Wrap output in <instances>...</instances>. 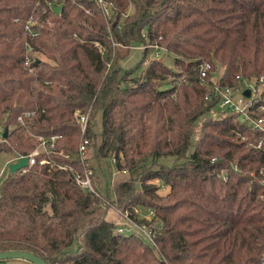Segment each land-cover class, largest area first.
I'll list each match as a JSON object with an SVG mask.
<instances>
[{
  "label": "trees",
  "instance_id": "16d2710c",
  "mask_svg": "<svg viewBox=\"0 0 264 264\" xmlns=\"http://www.w3.org/2000/svg\"><path fill=\"white\" fill-rule=\"evenodd\" d=\"M44 1L0 0V153L28 154L37 135L57 134L52 157L90 167L100 195L39 161L8 172L0 251H31L49 264H260L264 136L258 146L254 139L264 132L233 120L237 113L209 112L220 97L214 85L264 77V0H107L108 19L94 0H61L58 13ZM30 17L39 21L27 29ZM135 40L143 57L125 68ZM155 43L182 65L176 84L160 85L171 71L161 59L141 65ZM204 60L211 66L201 76ZM87 112L92 152L63 158L59 150L77 151L78 115ZM136 205L153 208L152 217ZM115 208L150 223L156 242L117 231Z\"/></svg>",
  "mask_w": 264,
  "mask_h": 264
},
{
  "label": "built area",
  "instance_id": "2783aa9c",
  "mask_svg": "<svg viewBox=\"0 0 264 264\" xmlns=\"http://www.w3.org/2000/svg\"><path fill=\"white\" fill-rule=\"evenodd\" d=\"M96 1L102 8L105 17H109L110 14V9H109V2H107V0H94ZM40 3V5L42 6V8L44 9H51L53 12V6L58 5L59 3H62L61 0H45L43 3ZM55 13V12H54ZM36 20L39 21V19H34L32 17L29 18L28 23L26 24V28L27 29H32V25L34 23H36ZM42 24V23H41ZM155 45L156 49V53H159V47L156 43L152 44ZM211 63L207 60L201 61L200 62V74L201 76H205L207 73V70L210 68ZM261 78H264L263 75H260ZM231 86L234 85H223V87H219L217 85H214V89L216 94H220L219 96V101H218V107L222 108V109H226L227 111H231L233 113H239L241 112H245V116L250 120L253 119V115L252 113L249 112L250 110V104L251 101H248L245 97H235V95H233L231 92H229ZM27 115H31L32 112H26ZM89 112L87 113H80L78 115V120L81 124V132L83 134L81 140L79 141V145L77 148V151L75 153H68L65 152L64 150H59L58 154H60L63 158H70L72 159L75 156L80 157L82 160L85 159L86 153L88 151V144H89V138L87 136H85V131L87 129V122L89 120ZM19 120L23 122V116L20 115L19 116ZM2 137V134L0 132V138ZM58 137L57 134H53L50 136H43V135H37V139H38V145L36 147H34L32 149V151L28 154H23V153H19L17 154V157L13 159V161H17V159L21 156L27 155L28 157V165L30 166L33 163L39 161L40 163H46L49 164L50 167H56L59 169H67L69 171V173L72 175L73 179L75 180V182L85 188L88 189L90 191H93V193H96L98 195H100L99 191H97L96 186L93 182L92 179V169L90 167H84L83 170H78V168L72 163L69 162L67 160H57L56 158H53L51 153L52 152H56V145L54 143L55 138ZM41 153H45L44 156L41 157H37V155L41 154ZM216 156H213V159H215ZM26 166L21 167L20 169L24 170ZM19 170V169H18ZM260 171V180L262 182V184L264 185V166H261L259 168ZM10 172V171H9ZM13 173V172H10ZM117 211V214L119 215V217L117 218L116 222V230L121 231V232H129V231H134V230H138L139 232H141L146 238H148V240H151L152 242H156L155 238L153 236V232L151 231V224L146 223V222H141L138 221L136 219H133L130 217V215L128 214L127 210H122L120 208H115ZM150 213L152 214L153 210L152 208H149ZM123 217L126 218V222L127 224H121L118 220L122 219ZM264 262V256L261 259L260 264H263Z\"/></svg>",
  "mask_w": 264,
  "mask_h": 264
},
{
  "label": "rangeland",
  "instance_id": "374dc122",
  "mask_svg": "<svg viewBox=\"0 0 264 264\" xmlns=\"http://www.w3.org/2000/svg\"><path fill=\"white\" fill-rule=\"evenodd\" d=\"M134 8V5L131 3L128 7H127V11H130ZM109 17H107L106 19H108ZM111 35V34H110ZM112 36V35H111ZM156 48L155 45H149L148 46V51L145 55V60L141 63L142 66H144V64L147 63V61L150 58L153 57H157L159 59L162 60V62H164L165 64H167L169 66V68L171 69V71L173 72H168L165 74L164 77L160 78V85H164V86H169L171 84H176V82H178L179 80H181L180 78L184 75L185 71L183 70L182 65L177 64L176 62L174 63V58L173 55L168 53L166 49L159 47V53H156ZM130 52L128 53L127 56H125L124 58H122L120 60V63L123 67L125 68H129L130 66H135L136 64H138L140 62V60L143 57V49H142V44L135 40L132 42L131 47H130ZM34 53V52H33ZM36 55H39L41 57H44L45 54H42L40 52H35ZM215 66L212 70V75L211 78H213L214 81H217V77L219 75L220 72H222L223 69V65H221L218 62H215ZM141 66V67H142ZM263 84H264V79L260 77L259 82H256L255 80L252 79H248L246 77H243L241 79V81H238V83H236L234 86H231L229 92H231L233 95H235V97L239 98V97H245L248 101H251L250 104V110L249 112L252 113L253 115V119L249 121V119L245 116V112H239L237 113L235 116L233 115V120L234 119H239L242 121H246L247 123L251 124L252 127H257L259 128L262 132H264V94H263ZM245 90H248V93H245ZM231 111H227L225 108H219L218 104L213 105L212 108L210 109V114H216V113H222L224 114H229L232 116V114L230 113ZM222 115V116H223ZM207 115L202 116V118L197 122V128H200L201 126V121L204 120L205 118H207ZM92 127L94 130H100V126H101V113L96 112L95 115V120L91 122ZM1 127V126H0ZM2 131V129L0 128V132ZM264 135H257L256 138L254 140H256L254 143V145L258 146L261 144L262 142V138ZM245 137V136H243ZM90 148L88 153L90 154ZM92 150H93V146H92ZM91 150V152H92ZM17 156H14L13 154L7 153L5 151H2L0 153V182L2 181V179L5 177V175L9 172V163L11 161H13L14 158H16ZM172 156L170 155H166L164 157V160L167 162H171L172 161ZM234 168L237 169H241L239 167V165L237 163H234ZM252 171V170H251ZM223 172V170H222ZM254 172V171H253ZM161 183V182H160ZM139 185V181L138 184ZM168 184L164 183L161 184V191L164 193V191L168 190ZM138 206V205H136ZM141 206V207H140ZM139 215L141 217H145L146 220H148L150 217H152L151 215H153L150 213L149 208L146 207H142V205H139ZM153 209V208H152ZM117 212V211H115ZM119 217L118 214H116L114 221L117 220V218ZM157 218H155L153 221L156 222ZM121 224H127L126 222V218L123 217L122 219L118 220ZM0 264H34L32 261L26 259V258H15V257H10V258H4V260H0Z\"/></svg>",
  "mask_w": 264,
  "mask_h": 264
},
{
  "label": "water",
  "instance_id": "95a60500",
  "mask_svg": "<svg viewBox=\"0 0 264 264\" xmlns=\"http://www.w3.org/2000/svg\"><path fill=\"white\" fill-rule=\"evenodd\" d=\"M63 7V3H59L58 5L53 6V10L55 13H58ZM245 93H248V90H245ZM249 94V93H248ZM3 135L6 136L8 132V128H4ZM28 165V157L27 155L21 156L17 159V161H11L9 163V171L16 172L23 166ZM26 258L32 261L34 264H49L42 256L38 255L37 253H33L31 251L23 250V249H6L4 251H0V260H4V258Z\"/></svg>",
  "mask_w": 264,
  "mask_h": 264
},
{
  "label": "bare ground",
  "instance_id": "6f19581e",
  "mask_svg": "<svg viewBox=\"0 0 264 264\" xmlns=\"http://www.w3.org/2000/svg\"><path fill=\"white\" fill-rule=\"evenodd\" d=\"M263 264H264V262H263Z\"/></svg>",
  "mask_w": 264,
  "mask_h": 264
}]
</instances>
